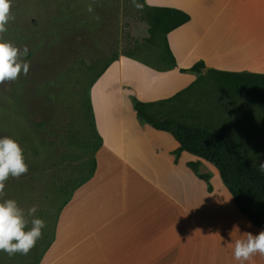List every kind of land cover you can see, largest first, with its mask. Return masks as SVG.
<instances>
[{"label": "crops", "instance_id": "1", "mask_svg": "<svg viewBox=\"0 0 264 264\" xmlns=\"http://www.w3.org/2000/svg\"><path fill=\"white\" fill-rule=\"evenodd\" d=\"M144 2L190 16L167 36L177 68L122 57L94 83V173L61 206L39 264H242L229 244L264 231L238 210L212 164L186 151L176 159L179 143L141 121L131 101L174 97L199 78L180 69L199 62L205 71L264 74V0Z\"/></svg>", "mask_w": 264, "mask_h": 264}, {"label": "rangeland", "instance_id": "2", "mask_svg": "<svg viewBox=\"0 0 264 264\" xmlns=\"http://www.w3.org/2000/svg\"><path fill=\"white\" fill-rule=\"evenodd\" d=\"M63 1L65 8L73 3L71 11L77 14L75 22H64V28L65 30L66 28L72 31L77 30V32L73 38L70 36L62 39L55 53L51 51L47 53L42 44L43 49L40 47L38 53L34 54V56H39L42 53V60L29 61L28 80L21 88L23 93L21 92L22 98L20 99L22 101L16 103L24 105L23 119L21 120L17 113L12 114L6 111V104H3L5 102L2 103L0 100V132L5 129L4 127H8L17 131L19 136L29 139L25 131L29 128V134L33 138H38L36 144L42 143L38 146L45 149L46 156L49 144L52 142L56 144L54 146L55 159L46 168L43 165L46 170L45 175H42L43 180L35 177L33 179L24 177V180L23 177L16 178L18 182L27 183L31 196L26 202L17 201L18 206L25 212L36 206L35 216L45 221L46 227L42 230V239H39L35 245L41 248L48 240L50 231H53V218L48 219V215L52 216L58 211L57 208H60L61 202L56 201V197H59L60 193L64 194L61 191L59 193L61 188L57 181L63 180L62 188L71 189L73 185L67 184L68 181L72 183L73 180L78 179L82 173V166L93 158L92 149L87 148L86 143L88 140L96 145L97 141L94 140L93 132L87 127L88 112L84 106L87 94L85 87L96 73L116 55L119 60L122 57H128L125 54L131 53L134 55L133 59L146 61L145 64L157 70H161L159 68L166 65L165 62L159 60V53L163 52L160 41L157 40L154 43L149 41V24L145 20L143 8L142 10L135 8L131 0ZM12 2L14 1L11 0ZM138 2L143 5L142 0ZM89 4L93 7L91 13L87 10ZM96 16L100 19L96 20ZM73 63L75 67L72 70V77L71 75L66 76L57 82L61 71L70 70V65ZM89 67L93 69L88 71ZM198 75V81L194 82L182 97V102H177L176 106L174 104L176 110L174 111L215 130L234 133L242 142L241 144L249 149L257 165L264 163V105L261 98L251 93L229 95L205 70ZM81 79L83 89H79L77 82ZM5 85L9 87V84L5 83ZM63 87H65L64 90ZM36 88L37 91L41 90L40 88L46 90H41L42 95L38 93L39 96H37L33 93V89ZM48 94L56 95L55 104L51 105L52 99L46 98ZM23 95H25L24 98ZM151 109L157 114L169 110L168 105L163 104ZM73 126L76 128H72ZM18 135L14 134V140L20 142L18 138H15ZM24 145L23 149L29 154L26 150L27 143ZM45 154H41L43 161L46 158ZM27 219L30 221L32 217H27ZM35 247L28 255L16 254L13 257L0 251V257H3L0 264H35L36 258L33 253ZM36 252L37 248L35 255Z\"/></svg>", "mask_w": 264, "mask_h": 264}, {"label": "trees", "instance_id": "3", "mask_svg": "<svg viewBox=\"0 0 264 264\" xmlns=\"http://www.w3.org/2000/svg\"><path fill=\"white\" fill-rule=\"evenodd\" d=\"M12 1L14 2L11 3V15L14 19L10 20L6 25L8 30L6 33L2 34V38L4 41L13 43L16 47L20 48L21 51L26 46L29 50V57L31 56V58L26 57L28 62L30 60H42V53L39 56H34V54L38 53L42 44L45 46L47 53H49V51L55 53L62 39L64 40L70 36L73 38L75 36L77 30L72 31L67 28L65 30V26L63 25L64 22L67 21H69L68 23L75 22L77 14L71 11L73 3L65 8V2L63 0H41L39 2L36 0ZM142 2L144 17L149 24V41L154 43L158 40L163 48V52L159 53V60L165 62L166 65L159 69L169 70L177 68V62L169 47L167 36L171 31L187 24L190 21V16L179 9L152 7L147 5L144 0H142ZM125 55L132 58L134 56L131 53ZM117 58V55L111 58L91 79L90 83L85 87L86 90L84 89L87 93L84 102L85 110L88 112L87 127L93 132L94 140H96L97 143L95 145L93 142L87 140V148L92 149L93 158L86 161L85 165L82 166V173L78 179L73 180L72 183L68 181L67 184L73 185L71 189L67 190L65 187L62 188L63 180L59 179L57 181V183L60 184L59 188H61L59 189V193L60 191L64 193L63 195L60 193V196L56 197V201L61 202V206L67 201L78 185L88 181L91 176H93L95 168L94 154L101 144V138L95 128L90 91L94 83L107 70L108 66L117 60ZM144 62L147 63L146 61ZM70 66V70L63 69L61 71L57 77V82H60V79L66 76L71 75L72 77V70L75 67L74 63ZM92 69V67H89L88 71ZM204 69V63L199 62L191 68H181L180 71L182 73L194 72L201 74ZM206 72L216 80L220 88L227 94H255L261 98L264 105V74L232 73L216 70H207ZM27 80L28 77L21 74L18 80L5 82L9 84V87H6L5 83L0 85V100L2 103L3 101L5 102L3 104H6V111L12 114L17 113L21 120L23 119L22 116H25L24 105H17L16 103L22 101L20 99L23 93L21 88ZM57 82H55V84L60 86ZM77 82L79 84V89L84 86H81L82 79L81 81L77 80ZM32 84L35 85V83ZM192 85L193 84L178 92L174 97L157 103H145L135 97H131V101L141 121L158 131L170 133L175 138L176 142L179 143V148L175 152L176 159H178L181 152L186 151L212 164L218 170L221 180L233 196L238 210L247 216L255 226L264 229V173L259 172L258 165L251 157L249 149L241 144L242 142L238 140L234 133L215 130L199 121H195L175 112L174 104L176 106L178 105L177 102H182V97ZM64 88L65 87L62 89L64 90ZM2 90L4 91L2 92ZM41 90L37 91V88L33 89V93L37 96H39V94L42 95ZM33 93L31 92L30 95L32 96ZM24 96L25 95H23V98ZM55 97L56 95L51 94L46 96L47 99H52L50 102L51 105L56 103ZM161 104L168 105L169 110L165 113H154L151 108ZM4 128L5 129L0 132V138L13 137L14 139V134L18 135L17 131L11 130L8 127ZM72 128H76V126ZM25 131L29 135V139L19 135L15 137L20 140L18 143L22 149L25 147L24 143H27L26 150L29 151L28 154L25 152V149H23L25 162L28 165L29 171L27 174L22 175L21 178L23 177L22 179L24 180V177H30L32 179L35 177L36 179L39 178L43 180L46 171L44 168L50 165L55 159L54 146L56 144L54 142L49 144L47 147L48 155L46 156L47 153L45 154V149L43 150L41 146H38L42 143L36 144L38 138H33L29 134V128L25 129ZM39 150H41V152H39ZM42 153H44L46 157L44 161L41 159ZM189 167L197 173L202 180L208 183V189L211 190L212 188L208 180L209 176L199 174L197 164L190 163ZM5 183L4 195L0 197V202L7 199H12L16 202L19 200H23L21 202H26V200L31 197L25 181L18 182L16 178L10 177ZM61 206L57 208L58 211L52 215L54 217L48 215V219L53 218V223L59 215ZM49 244L50 241H45L42 248L35 247L33 250L34 257L36 258L35 264H39L40 257L46 248H48ZM36 248L37 252L35 255ZM38 253L40 254L38 255ZM0 260H3V257H0ZM27 260H29V258Z\"/></svg>", "mask_w": 264, "mask_h": 264}, {"label": "clouds", "instance_id": "4", "mask_svg": "<svg viewBox=\"0 0 264 264\" xmlns=\"http://www.w3.org/2000/svg\"><path fill=\"white\" fill-rule=\"evenodd\" d=\"M131 2L135 8L142 10L143 5L138 0ZM11 7V0H0V85L18 80L21 74L27 76L30 68V63L26 59L29 54L28 48L25 46L21 51L13 43L2 38V34L8 30L6 25L14 19L11 15ZM87 10L93 12L91 4L88 5ZM95 19L99 20L100 17L96 16ZM258 170L264 173V163H259ZM28 171L20 144L9 137L0 138V197H3L5 182L10 177L18 179ZM36 212V206L25 212L12 199L0 202V251L7 253L9 257L29 254L37 241L42 238V230L46 227L45 221L35 216ZM27 217L32 219L29 221ZM237 230L238 227H234L230 236ZM242 237L246 238L236 239L229 244H234L233 255L236 261L243 264L245 261H251L256 254L264 256V231L258 235L244 233Z\"/></svg>", "mask_w": 264, "mask_h": 264}]
</instances>
